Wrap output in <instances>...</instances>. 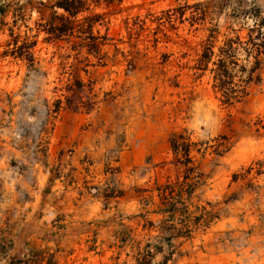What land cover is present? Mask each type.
<instances>
[{
	"label": "rangeland",
	"instance_id": "obj_1",
	"mask_svg": "<svg viewBox=\"0 0 264 264\" xmlns=\"http://www.w3.org/2000/svg\"><path fill=\"white\" fill-rule=\"evenodd\" d=\"M1 3L0 264H134L139 191L180 174L168 139L182 131L204 148L192 202L220 217L173 238L166 264H264V46L262 83L232 107L192 69L210 32L264 25V0Z\"/></svg>",
	"mask_w": 264,
	"mask_h": 264
},
{
	"label": "trees",
	"instance_id": "obj_2",
	"mask_svg": "<svg viewBox=\"0 0 264 264\" xmlns=\"http://www.w3.org/2000/svg\"><path fill=\"white\" fill-rule=\"evenodd\" d=\"M59 8L70 12V8L63 3ZM5 13V6L0 0V15ZM200 45L201 52L192 69L202 74L205 72L210 74L211 88L218 94L217 99L222 106L232 107L240 103L248 97L251 86L262 83L261 49L264 46L262 23H254L244 36L237 33L229 36L212 31ZM240 48L245 54L246 64L250 65L247 67L242 64L238 71L234 67L237 66L236 54ZM20 49L22 51L19 57L31 68L34 58L29 52L30 46L24 45ZM168 150L172 155V165L181 169V172L174 180L154 183L149 189L139 191L141 208L146 211L138 216L139 224L141 222L140 239L130 240L134 252V264H152L156 255L162 256L160 264H166L174 254L173 238L189 239L196 233H203L220 217L218 212L207 207L208 203L205 206H198L192 202L195 191L203 181L201 171L193 164L192 153L202 155L204 148L197 147L196 143L191 141L190 135L182 131L169 136ZM247 171L250 172L251 168L249 167ZM149 214L159 217L158 225L155 226L147 219ZM130 229L134 231L135 228ZM151 231H156L158 234L150 236ZM121 239L122 237H118L117 241L128 243ZM12 244L11 233L2 232L0 254L7 255ZM9 264L26 263L13 259Z\"/></svg>",
	"mask_w": 264,
	"mask_h": 264
}]
</instances>
